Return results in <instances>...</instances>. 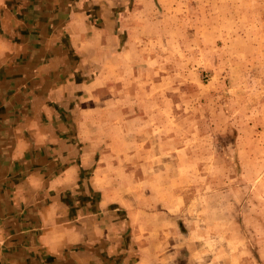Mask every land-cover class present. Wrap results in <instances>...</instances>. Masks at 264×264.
<instances>
[{
	"label": "rangeland",
	"instance_id": "rangeland-1",
	"mask_svg": "<svg viewBox=\"0 0 264 264\" xmlns=\"http://www.w3.org/2000/svg\"><path fill=\"white\" fill-rule=\"evenodd\" d=\"M87 8L66 99L81 198L144 264H264V0Z\"/></svg>",
	"mask_w": 264,
	"mask_h": 264
},
{
	"label": "crops",
	"instance_id": "crops-1",
	"mask_svg": "<svg viewBox=\"0 0 264 264\" xmlns=\"http://www.w3.org/2000/svg\"><path fill=\"white\" fill-rule=\"evenodd\" d=\"M99 1L0 0V264L145 262L81 198L94 187L67 138L87 7Z\"/></svg>",
	"mask_w": 264,
	"mask_h": 264
}]
</instances>
